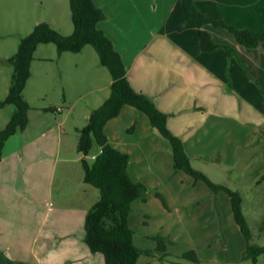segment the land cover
Returning a JSON list of instances; mask_svg holds the SVG:
<instances>
[{
    "label": "crops",
    "instance_id": "obj_1",
    "mask_svg": "<svg viewBox=\"0 0 264 264\" xmlns=\"http://www.w3.org/2000/svg\"><path fill=\"white\" fill-rule=\"evenodd\" d=\"M193 1L209 18L230 23L222 15L228 17L224 10L218 12L219 0ZM94 2L106 15L98 27L121 55L131 86L152 98L157 108L168 115V129L181 138L192 165L216 164L234 171L238 168L247 171L259 154L264 155L260 141H255L259 136L264 138L263 43L248 49L206 26L204 30L222 47L203 51L198 30L187 23L181 0H175L169 16L161 20L157 30L152 28V19L142 18L140 23L126 19V14L123 15L126 8L118 0ZM227 8L232 12L236 8L240 10L237 5ZM111 84L112 81L98 92L95 103L99 106L91 112L108 100ZM129 127H134L130 137L119 136L118 131L123 135ZM105 134L114 148L129 155L131 179L147 188L146 200H136L132 205L131 229L134 213L150 196L158 198L162 194L167 202L195 194L194 186L199 184L181 175L186 174L182 171L176 173L169 142L156 132L145 113L125 106L117 118L108 122ZM6 146L7 143L0 162V191L8 188L0 193V264H105L104 257L92 253L84 241L85 218L99 200L89 187H83L82 171L62 169V176L67 171L73 172L68 177L79 181L81 192L69 199L61 196L58 208L48 209L46 217L35 226L39 213L26 214L25 210L18 209L23 200L13 186L14 181L6 180L9 165L12 166L11 161H6ZM22 150L25 153V148ZM56 170L55 163L52 179ZM263 171L264 165L254 175L260 181L257 180L258 185L264 179ZM186 184L192 187L190 193L185 190ZM209 190L208 196L212 192ZM223 193L216 194L217 198ZM50 220L55 226L45 230ZM28 243L31 257L28 253H13L15 248L26 249Z\"/></svg>",
    "mask_w": 264,
    "mask_h": 264
},
{
    "label": "rangeland",
    "instance_id": "obj_2",
    "mask_svg": "<svg viewBox=\"0 0 264 264\" xmlns=\"http://www.w3.org/2000/svg\"><path fill=\"white\" fill-rule=\"evenodd\" d=\"M118 1L126 8L123 13L126 19L137 20L138 23L142 18L152 19L155 30L161 27V20L169 16L175 3V0ZM219 2L221 9L218 12L224 10L228 15L222 14L231 23H225L228 26L254 33L264 28V0ZM228 5H237L240 10L236 8L232 12ZM71 10L69 0H0V103L8 98L12 87L13 67L7 61L18 54L23 39L41 23H48L62 36H71L75 29ZM114 12L121 13L119 10ZM207 26L235 39L224 28L214 24ZM58 48L52 43L42 44L34 53L31 77L23 93L30 104V124L26 132L19 130L6 146V161L12 163L6 180L14 181L13 186L23 200L18 209L25 210L26 214L39 213L35 226L46 217L48 209L58 208L61 196L69 199L81 192L79 181L68 177L73 172L67 171L62 176V169H78L84 178L83 155L78 148L80 131L89 122L90 110L99 106L95 103L98 92L112 81L109 70L101 65L93 46H85L78 54L60 52ZM15 110L14 106L0 108V132L7 127ZM133 129L129 127L123 135L118 131L119 136L130 137ZM258 140L259 146L264 148V138L259 136L255 141ZM98 151L96 147L93 154ZM87 159L92 165L95 157L91 155ZM55 163L57 170L53 180ZM263 165L264 155L260 154L247 171L239 168L234 171L216 164H193L194 169L215 184L240 193L243 214L251 229V244L261 247L264 246V232L261 230L264 224V179L258 185V178L254 175L263 169ZM181 175L199 184L194 186L193 196L187 194L178 201L168 199L165 208L156 195H152L132 217L135 246L141 251L151 252L144 253L139 264H264V255L257 262L243 261L247 242L235 222L230 197L223 193L217 198L212 192L208 196L206 191L210 190L204 182ZM174 179L171 178L172 181ZM83 185L96 193L99 200L98 189L86 183ZM5 189L8 188L0 193ZM190 189L192 187L186 184L185 190L190 193ZM51 222L45 230L55 226ZM27 246L26 249L15 248L13 253H28L31 257L30 244ZM98 255L103 259L102 254Z\"/></svg>",
    "mask_w": 264,
    "mask_h": 264
},
{
    "label": "trees",
    "instance_id": "obj_3",
    "mask_svg": "<svg viewBox=\"0 0 264 264\" xmlns=\"http://www.w3.org/2000/svg\"><path fill=\"white\" fill-rule=\"evenodd\" d=\"M69 2L75 28L71 36H62L48 23L38 24L33 33L23 39L18 54L7 61L13 67L12 87L8 98L0 103V108L14 106L16 110L7 127L0 132V162L7 141L19 130L24 132L30 124V104L25 100L23 93L31 77V65L38 46L52 43L59 47L60 52L78 54L85 46L91 45L96 50L101 65L109 70L113 83L110 97L91 112L89 122L80 131L79 137V152L84 156L82 163L85 183L98 189L101 196L86 216L84 241L91 252L102 254L105 264H139V259L144 253L151 254L150 251L144 252L135 246L134 232L129 223L133 203L136 200H146L147 188L131 179L128 171L129 155L114 148L105 134L108 122L117 118L125 106H129L145 113L156 132L169 142L176 172L182 171L196 182H204L215 194L224 192L230 197L235 222L247 242L243 261L257 262L259 257L264 255V246L251 244V229L243 214L240 193L224 185L215 184L208 176L194 169L183 141L168 129V115L157 108L152 98L133 89L121 55L98 27L106 16L94 0ZM181 3L187 23L198 30L203 51L222 47L204 30L210 24L228 30L236 42L245 48L255 49L264 42V28L259 33L239 30L209 18L198 10L193 0H181ZM96 147L99 151L93 154ZM91 155L95 157L92 165L87 159ZM157 196L165 205L163 196ZM261 230L264 232V224Z\"/></svg>",
    "mask_w": 264,
    "mask_h": 264
}]
</instances>
